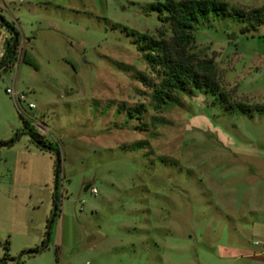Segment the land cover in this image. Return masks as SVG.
Wrapping results in <instances>:
<instances>
[{"label": "rangeland", "instance_id": "rangeland-1", "mask_svg": "<svg viewBox=\"0 0 264 264\" xmlns=\"http://www.w3.org/2000/svg\"><path fill=\"white\" fill-rule=\"evenodd\" d=\"M153 2L0 0L19 38L0 67V264H228L224 245L264 241V111H226L196 89L156 110L161 70L128 34L170 40ZM244 25L208 15L188 51L213 59L229 102L264 106V24ZM12 36L0 21V60ZM13 85L51 150L26 134Z\"/></svg>", "mask_w": 264, "mask_h": 264}, {"label": "trees", "instance_id": "trees-1", "mask_svg": "<svg viewBox=\"0 0 264 264\" xmlns=\"http://www.w3.org/2000/svg\"><path fill=\"white\" fill-rule=\"evenodd\" d=\"M150 8L158 13L159 21L169 24L172 34L170 40L150 38L135 31H128V34L133 37L139 51L150 67L158 66L161 70L160 80L152 91V99L156 110L161 109L168 102L174 101L176 93L196 89L204 90L212 95L226 111H236L248 115H251L254 111H264V106L229 102L225 94L219 89L213 59H199L188 51V47L194 40L193 29L201 19L208 15L235 17L245 23L242 28V31L245 32L264 24V5L245 10L229 7L223 0H154ZM0 21L14 35L7 43V49L0 60V67L12 66L16 61L15 48L19 38L17 33L13 31L12 26L1 15ZM137 113H140V108H134L132 112L128 111L130 118H133ZM18 115L31 141L41 150H51L50 141L30 128L29 121L19 110ZM12 141L13 139L9 143ZM5 144L7 143L0 141V145ZM57 154V161L54 164L56 178L60 171L59 152ZM54 211H57L56 196H54ZM4 248L6 251L8 250L7 241Z\"/></svg>", "mask_w": 264, "mask_h": 264}, {"label": "crops", "instance_id": "crops-1", "mask_svg": "<svg viewBox=\"0 0 264 264\" xmlns=\"http://www.w3.org/2000/svg\"><path fill=\"white\" fill-rule=\"evenodd\" d=\"M39 150L43 151L41 149ZM258 249L259 248H257L253 242H249L245 245H224L219 253V258L222 262H228V264H239L240 261H248L251 263L264 261V258L257 253Z\"/></svg>", "mask_w": 264, "mask_h": 264}, {"label": "built area", "instance_id": "built-area-1", "mask_svg": "<svg viewBox=\"0 0 264 264\" xmlns=\"http://www.w3.org/2000/svg\"><path fill=\"white\" fill-rule=\"evenodd\" d=\"M6 93L12 98V100L17 105L18 110L23 114L25 112L24 107H26L27 109L34 108V104L28 101L27 95L24 92L17 91L15 85H13L11 88H6ZM37 127L40 131L39 135L43 136L45 139H48L46 138L47 135L46 129L39 124H37ZM91 192L95 194L96 190L92 188ZM253 244L259 247L257 253L264 258V241L255 240L253 241Z\"/></svg>", "mask_w": 264, "mask_h": 264}, {"label": "water", "instance_id": "water-1", "mask_svg": "<svg viewBox=\"0 0 264 264\" xmlns=\"http://www.w3.org/2000/svg\"><path fill=\"white\" fill-rule=\"evenodd\" d=\"M54 153L56 154V156H58V154H57V151H56V150H54ZM88 188H89V185L85 186V189H84V190H87Z\"/></svg>", "mask_w": 264, "mask_h": 264}]
</instances>
